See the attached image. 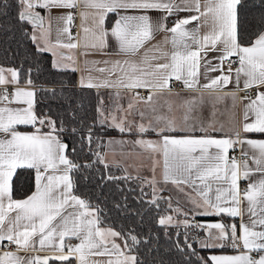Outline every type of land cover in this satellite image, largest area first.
Returning <instances> with one entry per match:
<instances>
[{
    "label": "snow or ice",
    "instance_id": "snow-or-ice-1",
    "mask_svg": "<svg viewBox=\"0 0 264 264\" xmlns=\"http://www.w3.org/2000/svg\"><path fill=\"white\" fill-rule=\"evenodd\" d=\"M15 3L18 6L17 20L33 27L29 34L30 39L37 45L43 42L44 46L38 50L53 52V55L57 54L53 49L58 46L66 49L79 47L78 43L72 42L73 12H61L54 16L53 10H72L81 3L86 9L80 13L82 20L87 22L91 16L95 29L93 31L83 27L85 43L81 55L85 58L94 54L136 56L146 43L154 39L156 33L172 34L171 44L174 51L167 53L159 44L154 45L145 50L140 63L127 58L91 61L85 59V71L89 74L81 77L79 83L82 87L97 89H150L147 98L135 93L137 99H146L149 102L156 90L168 89L172 94L169 81L173 77L194 92L199 89L206 90L209 97L207 101L204 98L205 93L200 91L198 95L190 98H181L175 109L169 102L166 114H160L156 107H151L150 112L154 115L147 125L127 119L133 108L132 103H129L127 110L114 103L109 115L105 116L103 99L97 106V119L100 124H108L121 133H134L138 137L149 132L156 133L160 137L158 140L138 138L133 141L109 140L108 143L132 144L133 147L139 145L151 154L153 172L158 163L155 156L161 155L163 180L171 181L178 187L190 185L201 197L202 203L189 197L193 205L190 211L194 214H227L229 217L241 219L239 228L235 223L225 224L220 221L204 224L186 218L179 222L186 229L183 234L184 245L181 246L177 239L175 247L184 253V264H192L193 257L198 264H264V178L250 181L242 190L241 179L249 180L253 172L248 164V152H242V161L228 155L229 150L236 145L247 144L252 149H258V155L252 156L256 165L254 171L264 176V139H251L247 135L264 134V91L260 90L264 88V0H251L250 3L249 0H204L203 5L201 0H15ZM249 8L258 9L259 13H252L257 22L255 38L245 44L242 41L247 37L239 30V22L249 15ZM36 9L46 11L47 15H41ZM87 9L94 11L89 12ZM153 11L163 15L154 21L149 15ZM181 11L194 12L195 15L178 19L169 28L168 18ZM109 14H114L116 18L107 27L106 19ZM53 20L63 21L64 27L57 29V40L55 44L49 45L47 37ZM193 21L197 25L189 30L186 26ZM204 25H208L209 30L201 35L200 29ZM89 32H92L91 41L88 40ZM61 35L67 37V43L62 42ZM109 37L114 41L111 46ZM168 42L165 37L164 43ZM149 52H158L160 55L149 57ZM209 53L219 55H213L209 59ZM60 56L72 64L75 63L72 55L60 53ZM233 56L237 58L234 62L239 66L233 70L229 64L225 73L224 61ZM163 58H167L168 62L154 66L150 63V60ZM213 60L217 61L215 65ZM202 61L206 72L218 71L221 75L201 84ZM72 64L55 61L54 67L69 68ZM92 71L101 75L93 77ZM241 75L245 78L244 88L256 87L257 93L255 98H242L248 101L244 106L242 128L225 129L219 118H231V109L225 106L221 111L217 105L231 97L233 107L235 106L237 93L223 89L233 81V76L236 86L239 87ZM19 83L18 69L0 66V242L7 240L17 246V252L5 251L0 254V264H25L24 258L18 255L19 250L35 247L37 243L41 249L54 246L59 255L35 256L29 258L27 264H48L49 259L70 261L73 258L77 264H140L135 253L142 241L134 234L135 230L122 228L117 231L111 225L101 227L104 224L100 215L103 210L99 205H93L74 192L76 183L73 174L92 167V163H78L73 160L71 156L76 154L77 149L70 148L63 136L69 131L77 134L81 130L74 127L65 129L63 122L57 127V121L50 117H38L35 112V91L19 87ZM26 84L31 85L32 80L28 79ZM9 85L14 86L11 93L8 91ZM110 95L118 98L121 93L116 91ZM14 103L21 106L12 107ZM205 103L210 106L207 117L203 114ZM116 111L122 113L119 118ZM176 111L181 113L179 117ZM138 115L143 120L146 113L139 111ZM250 116L254 118L248 122ZM80 123H83V118ZM19 125H31L34 131H19ZM44 127L48 131H43ZM92 127L93 125H89L87 135L81 137L88 144L93 139ZM217 132L224 133V136L217 138L213 135ZM241 132L245 134L243 138ZM83 146L81 144V148ZM95 156L103 162L104 157L99 152ZM17 169H32L35 172V190L24 199L13 198L12 180ZM126 178L131 177H106L107 180ZM146 183L152 187L154 197L149 203L155 205V176ZM213 184L216 185L215 189ZM213 191L214 197L211 195ZM141 195H146L143 189ZM123 199L127 200V197ZM244 202L247 203V208H242ZM115 206L121 207L120 204ZM175 211L180 213L181 209L177 207ZM245 212L248 214L247 222L244 221ZM12 213L15 215H11ZM183 215L188 217L189 213L184 212ZM157 222L161 226L178 223L171 215L162 216ZM193 227L206 232L204 237H196L201 249L230 246L236 254L210 255L205 259L189 242L192 238L187 229ZM176 235L179 237L180 233L177 232ZM73 237L79 243H65V238ZM65 248L68 249L66 253Z\"/></svg>",
    "mask_w": 264,
    "mask_h": 264
},
{
    "label": "trees",
    "instance_id": "trees-1",
    "mask_svg": "<svg viewBox=\"0 0 264 264\" xmlns=\"http://www.w3.org/2000/svg\"><path fill=\"white\" fill-rule=\"evenodd\" d=\"M17 11L18 6L15 0H0V65L18 69L21 84H26L28 79L32 80L31 85L34 86L36 93L37 116L50 117L57 121V127L63 122L65 129L74 127L81 130L77 134L69 131L63 136L70 148L77 149L76 154L71 156L73 160L78 163H92V167L73 174L76 183L75 194L89 200L93 205H99L103 210L100 215L105 224L111 225L117 231H121L122 228L135 230L134 234L142 241L135 253L140 264H184V253L177 250L175 241L179 239L181 246L184 245L185 227L179 223L161 226L157 222L160 217L172 213L174 209L168 198L156 194L157 204L149 203L154 198L150 185L144 183L138 176L124 173L120 166L101 162L95 156L96 152L102 153L103 139L106 135L119 133L116 128L98 122L97 106L101 99H103L105 116L108 113L107 102L102 91L89 87H75L74 71L68 68L51 67L50 53L38 50L30 39L31 25L18 21ZM252 13L258 15L259 10L249 8V15L239 22V30L247 37L242 41L245 44L255 38L254 34L257 31V22ZM110 20L111 17L107 18L106 22L109 23ZM82 118L83 123H80ZM89 125H93L91 144L81 140L82 136L87 135ZM23 127L25 126H19V128ZM81 144L84 145L83 148ZM108 175L131 178L107 180ZM12 185L13 198L26 197L34 189V171L17 169ZM141 189L146 195H141ZM123 197H127V200ZM116 204H120L121 207L117 208ZM213 218L225 220L226 217L197 215L195 220ZM177 232L180 233L179 237L176 235ZM187 232L192 238L189 242L192 243L193 248L207 259L209 249H201L196 239L200 237L202 229L193 227L187 229ZM48 264H74V259L70 261L50 259ZM192 264H198L195 257L192 258Z\"/></svg>",
    "mask_w": 264,
    "mask_h": 264
},
{
    "label": "crops",
    "instance_id": "crops-1",
    "mask_svg": "<svg viewBox=\"0 0 264 264\" xmlns=\"http://www.w3.org/2000/svg\"><path fill=\"white\" fill-rule=\"evenodd\" d=\"M177 2H179V0H177ZM201 3L203 5L204 0H201ZM85 10L86 9L84 8V5L82 3L76 8V15H77V19H78V25H77L78 28H77L76 33H72L71 32L72 36L74 37V40L72 42L78 43L79 47L76 48V49H66V48H62V47L58 46V47L53 49V51H55L57 53L55 56L61 61V63L72 64L71 61H69L67 59H62L61 56H60V53H64L66 55H72L73 56V58L75 59V63L72 64V66L69 67L68 69H71V70L73 68L76 69L74 71V76H75V82H76V84H78V86H81L80 83H79L80 80H81V77H87V75L89 74L88 72L85 71V66H84V60L85 59H88L89 61H91V60H105V59H112V60L121 59V60H123V59L127 58V59L134 60L137 63H140L141 60H142V57L144 55L145 50L152 48L154 45H158L159 44L161 46V48L163 49V51H165L167 53H171L172 51H174L173 46L171 44V36H172V34L170 32H159V33L155 34L154 39H152L150 42L146 43L145 47L143 49H141L140 53L137 54L136 56H132V57H124V56H116V55L101 56L99 54H94V55H90V56L85 58L84 56L81 55V53L84 50L83 49V45L85 43V33L83 31V27L86 26V27L92 29L93 31L95 30L94 29L93 20H92L91 16L89 17L87 22L82 20V17L80 15V13H82ZM36 11H40L41 15H45V16L47 15L46 11H44V10L36 9ZM67 11H72L73 14L75 15V12L73 10H67V9H65V10H53V15L56 16V15H59L61 12H67ZM87 11L92 12L94 10L87 9ZM149 15H151L153 20L156 21V20L159 19V17L161 15H163V13L158 12V11H153V12H150ZM191 15H195V13L194 12H186V11L177 12V13H175L174 15H172V16H170L168 18L167 26L169 28H171L176 20L181 19V18H186V17H189ZM109 17H111V20L109 21V23L106 22V26L107 27H110L111 23L116 18L114 14H109L108 18ZM201 20H203V18H201ZM196 25H197V22L193 21L192 23H190L186 27L189 30H191V29L195 28ZM63 27H64L63 21H55V20L52 21L51 30H50V33H49V35L47 37L49 45L55 44V42L57 40V29L58 28H63ZM47 28H48V23L46 21L45 29H47ZM208 30H209V26L208 25H204L200 29V34L203 35ZM32 31H33V27L31 26L30 30H29V34L32 33ZM39 32H40V30L38 29L37 30V35H39ZM165 37H167L168 41H169L167 44L164 43ZM92 38H93L92 37V32H89L88 33V40L91 41ZM60 39L64 43L68 42L67 37L64 36V35H61ZM113 43H114L113 38L109 37V45L111 46V45H113ZM34 44L38 48L44 46L43 42H41L39 45H37V43H34ZM109 51H111V48L109 49ZM47 52H49V51H47ZM49 53L51 55V60H52L53 52H49ZM148 55H149V57H151L153 55L159 56L160 53H158V52H149ZM213 55H219V53H209V57L208 58L211 59V57ZM166 62H168L167 58L150 60V63L153 66L155 64H157V63H166ZM212 63L215 65L217 63V61L213 60ZM0 66H3L5 68H13L12 66H8V65H0ZM103 66L104 65H98V67H103ZM238 66H239L238 63H236L235 66H231V67H232L233 70H235ZM89 67L91 68V65H89ZM55 68H57V67H55ZM57 69H64V68L60 67V68H57ZM227 69H228V66L224 64L225 73L227 72ZM91 75L93 77H97V76H100L101 74L96 72V71H92ZM219 75H221V73L218 72V71L217 72H206V69L204 67L203 61L201 62V68H200V83L201 84L206 83L210 78H213V77H216V76H219ZM113 79H115V77H113ZM244 79H245L244 76L241 75L239 87H237L236 84H235V77L233 76V81L226 88L223 89L224 91H235L237 93V99L235 101V106L234 107H233V101H232L231 97L226 98L223 101V103L217 105V108L219 110H221V111H223L225 106H227L229 109H231V113H230L231 118L225 117V116H221L219 118L224 123L225 129H230L232 127H240V128H242V125L244 123V106L248 102L247 100H244L242 98L245 97V96H250L252 98H255V96H256V93H257V88L256 87L252 88L253 89V93L251 95H249V94H239L237 92L238 88H243L244 87ZM18 86L19 87H24V88H30L31 90L34 91V86L33 85L19 83ZM94 89H97V88H94ZM99 89H102V90H105V91H108V92H111V93H115L116 91H119V92H124L126 94H135V93L138 92L140 97H144V98H147L149 96L150 91H151L150 89H146V88L128 89V88H124V87H120L119 89H116V88H99ZM260 90L264 91V88H261ZM200 91H203L205 93L204 98H205V101H207L209 99V97H208V94H207L206 90L199 89L196 92H194V91H192L190 89H187L183 85L182 81H181V87L180 88L172 89V94L169 93L168 89L156 90V94L153 95L151 102L147 101L146 99H144V100L138 99V101H139V103H138V112L139 111L145 112L146 113L145 118L142 120L140 116H139L138 119L131 117L133 115V113L130 110L131 114L127 116V119L128 120H132V121H136L137 123H144V124L147 125L149 123V121L152 120L153 115H154V114H152L150 112V108L151 107H156L158 109V113H160V114H166L167 113V105H168L169 102H171L173 104V108L175 109L176 106L179 105V103L181 102V98H184V99L190 98L192 96L198 95V92H200ZM174 93H179L180 95L177 96ZM124 103L125 102H123L122 107L127 110L128 106L126 104H124ZM11 106L12 107H17V106H21V105H17V104L14 103ZM209 107L210 106L207 103H205V106L203 108V114H204L205 117H207V115H208ZM111 110L112 109L108 110L107 116L109 115V112ZM115 114L117 115L118 118L120 117L119 112L117 113V111H116ZM180 114L181 113L179 111H176L177 117H179ZM38 117H48V116L40 115ZM253 118L254 117L250 116V119H249L248 122H251V120ZM19 126H25L26 128L25 127L19 128ZM19 126H17L19 131H22V132H32V131H34V129H33V127L31 125H19ZM37 126L39 127V125H37ZM43 131H48L47 127H44ZM118 132L119 133L114 134V135H124V136H128L130 138H133V139L143 138V139L158 140L160 138L156 133H153V132H149V133L145 134L143 137H138L134 133H121L119 130H118ZM196 134L197 135H202V133H196ZM213 135L217 136V138H221V137L224 136V133L217 132V133H213ZM244 135L245 134L243 132H241V138H243ZM247 135H248V138H251V139H264V135H259V134H255V133L247 134ZM139 149L142 151L144 158H142V160H139V162H135V159H132L131 155L134 152L139 153ZM235 150H238L240 152H243V151L246 150L248 152V154H249L248 164H249V167L253 169V172L250 175L249 180L241 179V181H240V182H244L245 183L244 188L247 187V185H248V183L250 181H256V180H259L261 178H264V176H262L260 173H257V172L254 171V169L256 168V165L254 163V160L252 159V156L254 154L258 155V151H259L258 149H252L247 144H242V145H236L234 147V149H230L229 152L235 151ZM104 151H106V150L104 149V145H103L102 153ZM124 157H125L124 160H128V161H126V163L127 164L130 163L132 168H135L134 167L135 164H137L136 168H138V167L141 168V169H138V171L145 177L146 180H151L153 178V176H155L156 181L169 183V184H172V185H176V184L172 183L171 181L165 182L163 180V178H162L163 160H162V156L161 155H156L155 156V159L158 161V163L155 166V172H153V170H152L153 165H152L151 154L149 152L143 150L140 146H138V148L135 147L131 151V154H129L128 156H124ZM108 163H113V164H116V165L120 166L122 171L124 173H126V174L139 175L137 173L133 174V173H128V172L124 171L122 165H120V162L119 163H117V162H108ZM183 186L188 190L189 195L191 196L192 199H195L198 202L202 203L201 197L198 195V193L195 190H193V188L190 185H183ZM215 186L216 185L213 184V189H215ZM244 188H241V189L243 190ZM34 190H35V172H34V189H33V191ZM32 192L29 195H31ZM211 195H213V197H214V191H213V193ZM26 197L14 198V199H24ZM192 207H193V205H191V209H192ZM188 208L190 209L189 206H188ZM242 208H247V203L246 202L242 203ZM11 215H15V213H12ZM168 215H171L175 219H177V216H175L173 211H172V213H170ZM222 215H224L226 217L225 220H223L221 218H213V219H202V220H198L197 221V220H195L197 215L194 214V213H193V215L189 216L188 218H189V220H193L194 222L204 223V224L213 223V222H217V221L223 222L225 224L235 223V224H237V226L239 228V225L241 223V219L239 217L232 218V217H229L227 214H222ZM244 221L245 222L248 221V214L246 212L244 214ZM106 225L107 224L104 223V224L101 225V227H104ZM5 226H7V224ZM213 231H215V230H213ZM238 234H239V232H238ZM205 235H206V232H205V230L202 229V233H201L200 237H204ZM37 240H38V238H37ZM67 241H72L73 245L79 243V240L77 238H74V237L73 238H65V243ZM117 242L119 243L120 241L117 240ZM197 242H198V240H197ZM198 244H199V242H198ZM240 250L243 251L242 248ZM5 251L17 252V246L14 243H11V245H8L7 244V240H5L3 242H0V254H2ZM64 251L66 253L68 251V249L65 248ZM234 254H236V251L234 249H232L230 246H225V248H223V249H209V251L207 252V256L208 257L210 255H234ZM18 255L23 257L24 260H25V264H27V260L29 258H33L35 256H40V257L49 256V257H52L54 255H59V253L56 251L54 246H52V247L45 246L43 249H41L39 247L38 243H37L35 247H31V248H28V249H20L19 252H18ZM254 255H255V253H254ZM95 259L103 260V259H106V258L105 257H95ZM74 264H77V261L75 259H74Z\"/></svg>",
    "mask_w": 264,
    "mask_h": 264
},
{
    "label": "rangeland",
    "instance_id": "rangeland-1",
    "mask_svg": "<svg viewBox=\"0 0 264 264\" xmlns=\"http://www.w3.org/2000/svg\"><path fill=\"white\" fill-rule=\"evenodd\" d=\"M52 60H51V67H54V62L55 61H60L55 55H52ZM75 87H78V84H74ZM102 91V94L104 95V99L106 100V104H107V110L112 109L113 108V104H119L120 106H122L123 102H125L124 104H126L127 106L129 105V103L133 104V108L131 109V112L133 113V115L131 117L138 119L139 115H138V99L135 97V94H126L124 92H120L121 95L120 97H115L114 95H110L112 94L111 92L102 90V89H98ZM123 99V100H122ZM118 101V102H117ZM108 112V111H107ZM119 112L120 116L122 115V113L120 111H117V113ZM108 114V113H107ZM136 122V121H135ZM118 130V129H117ZM109 140H124V141H133L136 139L130 138L128 136H124V135H106L103 139V145H104V149L106 151H104L101 156L104 157V162H120V165H122L124 171L128 172V173H137L139 175H135L138 176L140 179H142L144 181V183H146L145 177L138 171V169L141 168H136V165H134L135 168H132L130 163H126V161L128 160H124L125 157L124 156H128L129 154H131V151L136 147L138 148L139 145H136L135 147H133L132 144H118V143H114L109 145L108 141ZM132 159H135V162H139V160H142L143 157V153L142 151L139 149V153H132L131 155ZM131 175V174H130ZM148 184V183H147ZM149 185V184H148ZM152 188V187H151ZM156 188H157V193L156 194H160L161 196H166L168 198L169 203L173 206V212L175 214V216H177V219H175V221H177L178 223L183 221L184 219H189L188 217L193 215L191 210V205L192 202L189 199L190 195L188 190L183 186H177V185H172L169 183H164V182H159L157 181L156 184ZM181 188L183 189L181 191ZM188 206L190 207V209L188 208ZM179 207L181 209L180 213H177L175 211V209ZM184 212H188L189 215L188 217H185L183 215ZM166 216V215H165ZM182 224L183 223H179ZM184 226V225H183Z\"/></svg>",
    "mask_w": 264,
    "mask_h": 264
},
{
    "label": "built area",
    "instance_id": "built-area-1",
    "mask_svg": "<svg viewBox=\"0 0 264 264\" xmlns=\"http://www.w3.org/2000/svg\"><path fill=\"white\" fill-rule=\"evenodd\" d=\"M74 12H75V15H74V22H73V26L71 27V32L72 33H76L77 31V28H78V19H77V15H76V9H72ZM236 57L233 56L231 57L229 60H225L224 61V64L229 66V64H231V66H235L236 65ZM169 85H170V88L171 89H178L181 87V81H176L175 78L173 77L170 81H169ZM8 87V91L9 93H11L13 91V87L12 85H9L7 86ZM237 92L239 94H249L251 95L253 93V89H245L244 87L243 88H238L237 89ZM229 157H235L237 160L239 161H242L244 159V157L242 156V152L238 151V150H235V151H231L228 153ZM248 158H249V154H248ZM245 186V183L244 182H240V188H244ZM7 244L8 245H11V243H9L7 241ZM66 244H73L72 241H67Z\"/></svg>",
    "mask_w": 264,
    "mask_h": 264
}]
</instances>
